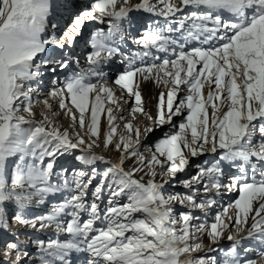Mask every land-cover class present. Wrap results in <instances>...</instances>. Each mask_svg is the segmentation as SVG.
<instances>
[{
  "label": "snow or ice",
  "instance_id": "1",
  "mask_svg": "<svg viewBox=\"0 0 264 264\" xmlns=\"http://www.w3.org/2000/svg\"><path fill=\"white\" fill-rule=\"evenodd\" d=\"M254 256L264 0H0V264Z\"/></svg>",
  "mask_w": 264,
  "mask_h": 264
},
{
  "label": "rangeland",
  "instance_id": "2",
  "mask_svg": "<svg viewBox=\"0 0 264 264\" xmlns=\"http://www.w3.org/2000/svg\"><path fill=\"white\" fill-rule=\"evenodd\" d=\"M158 89H156L152 84H145L144 85V92H145V95L146 96H148L149 97V99H150V104H149V107L151 108L153 105H154V103H155V101L154 100H151V97H153V96H155L157 93H158ZM63 123L65 124V126H67V120H64L63 121ZM155 136H160V132L159 131H157L156 133H155ZM235 194H232V196H234ZM236 196V195H235ZM235 196H234V198H235ZM226 200H228L226 197H225V202H226ZM206 241V240H205ZM207 242V241H206ZM222 243H227V241H223ZM253 258H256L257 260H258V262H262V263H264L263 261H264V258H259V257H253ZM260 260V261H259Z\"/></svg>",
  "mask_w": 264,
  "mask_h": 264
},
{
  "label": "bare ground",
  "instance_id": "3",
  "mask_svg": "<svg viewBox=\"0 0 264 264\" xmlns=\"http://www.w3.org/2000/svg\"><path fill=\"white\" fill-rule=\"evenodd\" d=\"M154 86V85H153ZM158 90H161V89H158ZM232 194H235V195H237L236 193H232ZM232 194L230 195V196H226V198L228 199V200H226V202L227 201H229L230 199H234V196H232ZM205 243H207L206 241H205ZM260 261V260H259ZM264 262V261H263ZM257 264H264V263H262V262H258V260H257Z\"/></svg>",
  "mask_w": 264,
  "mask_h": 264
}]
</instances>
